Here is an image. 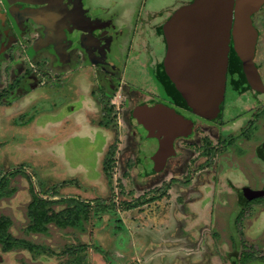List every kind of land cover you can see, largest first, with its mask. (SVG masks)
<instances>
[{
	"label": "rangeland",
	"instance_id": "rangeland-1",
	"mask_svg": "<svg viewBox=\"0 0 264 264\" xmlns=\"http://www.w3.org/2000/svg\"><path fill=\"white\" fill-rule=\"evenodd\" d=\"M25 1L0 0V264H264V200L237 204L238 190L252 184L242 165L264 185V162L246 153L258 137L236 142L211 163L198 151L167 160L179 143L155 138L139 110L133 115L149 131L146 140L131 135L117 105V120L107 109L103 120L101 102L83 97L86 87L69 95L65 75L52 84L67 66L49 57L54 44L37 33L47 37L57 25L62 36V16L86 15L80 0ZM116 1L121 17L142 2ZM193 1L149 0L137 15L172 16ZM34 8L51 20L37 21ZM263 18L264 8L254 20ZM260 91L264 96V85ZM180 94L195 115L216 116L189 91ZM112 120V132H103L101 124ZM35 204L58 214V224L56 218L38 232L40 217L30 229Z\"/></svg>",
	"mask_w": 264,
	"mask_h": 264
},
{
	"label": "flooded vegetation",
	"instance_id": "flooded-vegetation-1",
	"mask_svg": "<svg viewBox=\"0 0 264 264\" xmlns=\"http://www.w3.org/2000/svg\"><path fill=\"white\" fill-rule=\"evenodd\" d=\"M102 1L80 0L82 12H86L81 18L75 15L60 16V27L66 23V31L62 32V36L55 31L57 25L49 30L45 39L40 37L41 33H37L42 41L48 43L51 39L50 42L54 44L51 45L52 54L49 57L67 66L66 72L54 73L56 78L51 80L52 84L56 85L62 79L60 77L65 75L69 95H74L73 92L78 90L77 86L86 87L83 97L91 104L101 102L100 109L105 110L103 120L108 118L107 112L113 114L117 120V105L118 115L120 117L123 112L124 122L132 131L131 135L142 134L141 139L144 140V134L147 135L149 131H145L134 118L133 113L136 110L158 108L178 115L184 128L173 140L179 143L180 148L176 155L167 160L189 156L190 153L198 151L200 157H210L211 163L219 153L231 150L236 142H247L250 139L255 141L254 138L258 137V142L255 141L257 143L253 148L246 149V153L254 151L264 162V96L260 91L264 85V18L258 24L254 20L264 8V2L250 17L255 30L252 65L259 79V87L249 86L234 38L231 36L224 97L216 116L206 119L195 115L186 107L171 78L170 74L173 73L168 68L176 65L170 54L172 37L164 31V24L171 15L165 16L162 11L152 15H137V10L141 12L142 7L146 8L150 3L149 0H142L139 4L136 1V7L133 6L130 12H125L121 17L115 14L114 5L118 3L116 0H109L106 4H102ZM30 6L32 5L29 4ZM93 13L96 15H92ZM79 26L84 28L82 32L78 30ZM40 28L41 26L38 31ZM177 75L182 80L181 74ZM114 94H117L115 102ZM95 109L99 108L95 106ZM113 120L101 124L103 132L111 130L110 126L115 125ZM152 134L155 137V131L152 130ZM189 159L184 162V167ZM242 167L246 168L245 172L252 184L243 185L238 190V198L248 188L253 192L264 191V185H259L263 181L254 175L256 171L247 164ZM255 200H264V195L252 199Z\"/></svg>",
	"mask_w": 264,
	"mask_h": 264
},
{
	"label": "water",
	"instance_id": "water-1",
	"mask_svg": "<svg viewBox=\"0 0 264 264\" xmlns=\"http://www.w3.org/2000/svg\"><path fill=\"white\" fill-rule=\"evenodd\" d=\"M264 0H194L173 14L165 32L172 37L171 55L175 66L168 69L175 88L187 90L200 109L217 111L224 97L229 40L234 38L250 87H259L252 65L255 30L251 15ZM177 74H181L182 80ZM183 76V77H182ZM141 111L155 131L156 138L174 139L184 125L181 118L164 109ZM147 117L145 118V116ZM247 199L263 196L264 191H244Z\"/></svg>",
	"mask_w": 264,
	"mask_h": 264
},
{
	"label": "trees",
	"instance_id": "trees-1",
	"mask_svg": "<svg viewBox=\"0 0 264 264\" xmlns=\"http://www.w3.org/2000/svg\"><path fill=\"white\" fill-rule=\"evenodd\" d=\"M2 96H3V94H2ZM2 96H0V97L2 98ZM242 196H243V197H242ZM242 196L238 198V207H239L240 209L243 208V207H246V206L252 201V200L247 199V197H246V195H245L244 192L242 193ZM36 197H37V195H36ZM37 201H39V198L37 199ZM68 201H72V200H68ZM257 201H258V200H257ZM252 202H253V201H252ZM38 206H39L38 204H35V205H33V207H32V209L34 210L35 213H34V222H33L34 224H33V226L30 227V229H33V227H35V226L37 225V221H36V219H37V218H40V217H43V220H42V223L39 225V229L37 230L38 232H42V231L44 230L45 225H47V224L50 223L51 221L53 222L56 218H57V219H56L55 222L58 224V222H59V216H58V214H57V215H53V214L48 215L46 212H41L40 210H38V209H37ZM76 208H77V207H76ZM76 208H75V209H76ZM77 213L80 214V212H78V211H77ZM68 218H69V217H67V218L65 219V222H67ZM67 223H68V222H67ZM62 224H63V223H62ZM63 225H64V224H63ZM41 227H42V228H41ZM23 245H25V244H23ZM32 248H36V247L26 244L24 249H26V250L32 252V251H33ZM245 258H246V257H245ZM243 261H244V258H243V257H239L238 262H239V263H242Z\"/></svg>",
	"mask_w": 264,
	"mask_h": 264
},
{
	"label": "crops",
	"instance_id": "crops-1",
	"mask_svg": "<svg viewBox=\"0 0 264 264\" xmlns=\"http://www.w3.org/2000/svg\"><path fill=\"white\" fill-rule=\"evenodd\" d=\"M30 0H27V1H25L26 3H28ZM30 3V2H29ZM33 3L34 4H36L35 3V1H33ZM48 7V6H47ZM36 11H38V10H36V9H34V16L36 17V18H38L37 19V21H39V22H48V21H46V20H51V18H49L48 16L49 15H47V14H43L42 15V13L41 14H37V12ZM36 13V14H35ZM47 18H49V19H47ZM42 19V20H41ZM42 41V40H41ZM51 41V39H49V43H51L50 42ZM43 42H45V41H43ZM46 45V44H45Z\"/></svg>",
	"mask_w": 264,
	"mask_h": 264
}]
</instances>
